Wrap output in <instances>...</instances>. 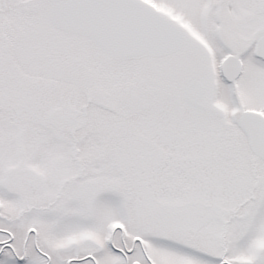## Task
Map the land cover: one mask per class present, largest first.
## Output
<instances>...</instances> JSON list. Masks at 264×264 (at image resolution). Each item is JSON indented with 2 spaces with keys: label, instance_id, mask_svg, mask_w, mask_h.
<instances>
[{
  "label": "snow or ice",
  "instance_id": "snow-or-ice-1",
  "mask_svg": "<svg viewBox=\"0 0 264 264\" xmlns=\"http://www.w3.org/2000/svg\"><path fill=\"white\" fill-rule=\"evenodd\" d=\"M0 264H264V0H0Z\"/></svg>",
  "mask_w": 264,
  "mask_h": 264
}]
</instances>
